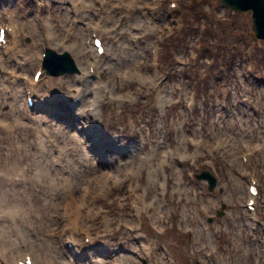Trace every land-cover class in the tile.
I'll return each instance as SVG.
<instances>
[{
  "label": "rangeland",
  "instance_id": "obj_1",
  "mask_svg": "<svg viewBox=\"0 0 264 264\" xmlns=\"http://www.w3.org/2000/svg\"><path fill=\"white\" fill-rule=\"evenodd\" d=\"M3 2L8 0H2ZM11 3H13V6H11ZM6 4V2H5ZM9 6H5L0 8V15L2 16V20L0 22V25H3L7 22V15L9 16V12H12V10H16L15 14L13 15V20L18 21V27L19 31L21 32V42L26 45L18 46L17 48L21 49L22 52H18L13 50L15 57L23 61V65L25 67V71L27 75H30L33 70L38 66L40 62L39 57V51L38 48L40 45V42L44 39V31L46 32V25L44 24V17L42 16L41 22L36 23L35 19V7L33 5L32 0H16L11 1L9 3ZM209 5H202L200 6V9L196 11L193 16L188 18L189 24L186 27L185 33L181 36V38L177 42H170L169 44V50L179 53L185 56L186 51L188 50V43L193 36H197V30H199L200 27L209 28L211 27V23L216 22L218 25V30L212 35L213 41H222L225 42V44L228 45H234L233 51L226 52L229 58H231L232 54L236 55L239 52L242 51L243 44H246V41H249L250 38V13H235L227 8H222L220 6V3L218 0H210ZM217 8L213 11L212 8ZM58 9H62V6L60 5V2H57ZM184 7V4L182 5ZM223 10V11H222ZM42 15L45 11L43 8H41ZM181 12H186V10L181 9ZM224 12V14H223ZM201 18V19H198ZM26 22H28L29 27H27ZM58 26V24H57ZM20 34V33H19ZM47 35V32H46ZM31 36V37H30ZM34 37V38H33ZM26 38H32L34 39V43L37 44H31L29 42L24 43V40ZM209 35L205 33V39L208 40ZM6 40L9 42L10 49L12 48V39L9 35L6 36ZM31 41V40H30ZM46 45V44H45ZM25 47H28L25 49ZM264 49V44L259 43L256 44V50L262 51ZM224 51V50H223ZM10 53V52H9ZM11 56L14 57L11 53ZM41 78V77H40ZM39 78V79H40ZM198 82H203L201 84V92H204L205 95H209L210 98L214 97V93L216 94V87L218 83V79H215L213 77H206L203 79L197 78ZM59 82V79L57 80ZM53 81L49 80L47 81L45 78L42 80H39L38 84L40 85L38 89L36 88L37 94L42 97L43 91L45 89H48L46 85L49 83L51 84ZM37 84V85H38ZM21 86L17 88V90L14 91V93H18V90ZM9 89V88H8ZM35 91V90H34ZM12 91L9 90V93ZM9 93L6 94V98H8L9 101L11 99L8 97ZM82 92H80L79 95H81ZM77 96V98H78ZM36 98V96H34ZM84 97V103L87 99V95ZM22 96L20 95L18 99L21 100ZM209 98V99H210ZM71 96H69V102L71 101ZM208 99V98H207ZM205 99V101L207 100ZM215 104V101L213 100L212 105ZM23 106V107H22ZM85 106V104H84ZM5 108V107H2ZM168 108L172 109H166L165 113L161 114L162 111L159 109L155 110H149L145 109L142 113V116H144V119L149 118L151 119L150 124L147 126L146 124H143L141 128V132L138 136L129 138L128 133H126V136L122 141L118 143L119 146L123 145L124 147L129 146L131 143H136L140 145L142 148L147 149L150 147V144L154 143L156 144L157 141L161 140L165 143H170V145H175L177 140V133L176 129H169V121H170V113H176V106H170ZM79 109H83V107H79ZM19 111H22L23 114H21V122H13L11 119V115H8L5 113L3 115L5 118L9 120V122L5 125H0V172L2 173L3 177H0V193H5L6 198L4 200L5 203H12L15 202L12 198L14 195H19L20 201L23 202V204H27L28 200L26 198V193L29 192L31 195V202L34 205L36 209H40L43 214H47V211L54 209V205L50 202L49 197L53 194L54 186H51V188H47V184L45 183L44 177L40 178H33V164L38 159H43L42 152L39 151V148L37 147L35 143L36 135L43 131L42 127L38 124H30L32 120V110L25 107L24 102L22 101V104L20 103ZM81 110H77L79 112H75L73 110V113H81ZM213 110V107H211V112ZM242 110L240 106H234L233 103H229L228 110L226 111V118L227 119V125L229 126V130L234 131L236 134H239V132H243L241 130V127L244 129V126L239 125L238 120H236L239 115V111ZM137 114L139 113V109L135 111ZM178 115L180 119H183V115L181 110H178ZM140 115V114H139ZM139 117V116H138ZM235 117H237L235 119ZM224 118V117H223ZM70 119H79V117H75L73 114L68 116V121ZM42 120V118H41ZM242 121V119H241ZM28 123V124H27ZM241 123V122H240ZM184 126L185 133H193V124L191 122H187L184 120H181L180 125ZM210 125V124H209ZM149 129V134H147L146 138H144V130ZM162 126V129H161ZM47 131H49L50 127L46 123L43 126ZM164 127V128H163ZM203 127V126H202ZM118 130V129H117ZM53 131L50 130L49 133L54 135L52 133ZM113 132V131H112ZM112 132H106V134L114 135ZM61 131L58 130L57 134H60ZM65 133V132H63ZM62 133V134H63ZM57 135V136H59ZM55 136V135H54ZM62 136L58 137L61 139ZM131 137V136H130ZM161 137V138H160ZM6 140V141H4ZM8 141V142H7ZM59 148V147H57ZM7 155L8 158L6 157ZM110 160L111 161H117L121 159V155L116 152L110 153ZM24 167L25 172L29 170L30 172V179H22L19 180L14 179V176H16L17 173L12 174L8 171H11L13 169H18ZM21 183H17V182ZM25 182L30 183L29 189L26 190L27 186H24ZM17 183V184H15ZM36 185H34V184ZM43 198V199H42ZM45 198H48L45 202ZM47 203V204H46ZM42 205V207L40 206ZM46 204V208H45ZM44 209V210H42ZM37 217V216H36ZM31 217V221L28 223L32 225L35 221L40 222L42 219V216L40 218ZM17 223V222H16ZM0 224H4L7 226H12L14 223L11 220H7L5 222H1ZM28 224L26 226H28ZM18 225V224H17ZM16 225V226H17ZM30 228V227H29ZM34 229L38 230L39 227H33ZM184 237L182 235L176 234L172 230H168L164 235L159 237V240L166 241L168 243V250L171 256L179 261V262H185L186 257L184 255V252L181 250L180 246L182 245V242L184 241ZM115 238L112 240L111 245L108 247V251H112V249L117 245V247H120L121 245L126 247L127 249H135V246L131 244L130 242H127L125 237L121 239V244H115L114 243ZM130 241V240H129ZM246 243V240H245ZM162 244V243H161ZM160 244V245H161ZM158 252V250H157ZM231 257H236V254L234 252L228 253ZM242 264V263H241Z\"/></svg>",
  "mask_w": 264,
  "mask_h": 264
},
{
  "label": "bare ground",
  "instance_id": "obj_2",
  "mask_svg": "<svg viewBox=\"0 0 264 264\" xmlns=\"http://www.w3.org/2000/svg\"><path fill=\"white\" fill-rule=\"evenodd\" d=\"M1 6H4L2 1H0V7ZM144 18H148V20L151 22V25H152L154 30H156L158 28V26H159V23H161L163 21L162 18H158L157 19L154 16L149 18L144 12H141V11H136L134 13V20L135 21L140 22ZM8 26H10V30L13 31L12 38H13V41H14V45H16V39L18 38V37H16L17 26L14 25L13 23H9ZM7 47H8V44L5 43V46L3 48H0V50L2 52V54H0V71H1V74H0V106L4 103L5 93H6V91H4L3 84L5 83V80H6V78L9 75H11L14 72H16L15 70L17 68L15 67V65L18 64L17 61L13 62L11 57H9V55H7ZM111 64L113 65V68L116 67V65L113 64L112 62H110L108 65H111ZM20 72H22V68H21ZM19 83H24V84H28L29 83L31 85H34V81H33L32 78L29 81H27V80L19 81ZM162 92H163V89H162ZM13 98H14L13 101H9V100L7 101L8 108H7L6 112L9 113L11 116H13L12 117L13 121H20L21 118H22L21 114H23L22 111L18 110L20 108V99H18V94H13ZM79 100H81V102H83L84 101V97L83 96L80 97ZM77 106H78V104H77ZM5 120H6V118H4V117H2L0 115V122H6ZM261 128H264V126H262ZM177 130H178L177 144H181L182 146H184V135L185 134H184V132H183V130L181 129L180 126H179V128ZM212 130H213L215 136H218V135L224 136L223 138H225L226 140H228L230 142H233L234 140L235 141H239L242 138H245L247 136L246 134H240L239 136H237L235 132H232L231 130L223 131L221 129V127L213 128ZM107 138L108 137H105V135H101L102 141H104V142L107 141ZM250 138H251V135L248 136V139H250ZM48 141L49 140L46 139V146L48 145L47 144ZM159 142L161 143V140H159ZM112 143H116V142L113 140ZM104 145H105V143L103 144V147L105 149ZM119 149L117 151H119ZM159 151H161V147L159 145H157V144L150 145V150L146 151L144 153L141 151V149L137 145L130 144L127 148H124V150L121 152V155H123L122 161H125V163H127V162L131 161L132 157L134 159L136 157H140L141 155L154 156V155L158 154ZM44 165L45 164L40 162L41 168L44 169V172H47L48 168H46ZM37 167H38V165H37ZM47 167H49L48 164H47ZM74 171H76V169H74ZM5 196H6L5 193L0 195V209L2 208V206L5 205L2 202V199ZM75 214H76L77 217H80V215H83L79 211L76 212ZM25 231H26V229H21V231H20L21 235H23L25 233ZM0 233L2 235H4V233H6L5 230L1 229V226H0ZM24 237L28 238V239H31V236L28 233H25ZM23 240H22V242H23ZM30 249H32V248H30ZM97 249H101L102 250V249H104V246L101 247V248H97ZM163 250H164V248L161 249V252ZM115 254H116V256L108 257V256L105 255V253H100V252H97V251L93 252V257H92V259L90 261V264H121L120 262H122L123 264L134 263V260H135L134 256L129 254V253L125 252V253L118 254V252H115Z\"/></svg>",
  "mask_w": 264,
  "mask_h": 264
},
{
  "label": "water",
  "instance_id": "obj_3",
  "mask_svg": "<svg viewBox=\"0 0 264 264\" xmlns=\"http://www.w3.org/2000/svg\"><path fill=\"white\" fill-rule=\"evenodd\" d=\"M225 5L233 8L238 12H245L251 10V29L254 31L255 38H264V0H221ZM57 60H62L66 64L67 61L65 55H62L60 59H57L52 53L49 54L45 67L49 73L57 74L64 72L63 69L53 70L52 64ZM198 177H206L209 180L210 187L214 186L215 179L208 173L202 172Z\"/></svg>",
  "mask_w": 264,
  "mask_h": 264
},
{
  "label": "snow or ice",
  "instance_id": "obj_4",
  "mask_svg": "<svg viewBox=\"0 0 264 264\" xmlns=\"http://www.w3.org/2000/svg\"><path fill=\"white\" fill-rule=\"evenodd\" d=\"M0 39H3V30H0Z\"/></svg>",
  "mask_w": 264,
  "mask_h": 264
}]
</instances>
